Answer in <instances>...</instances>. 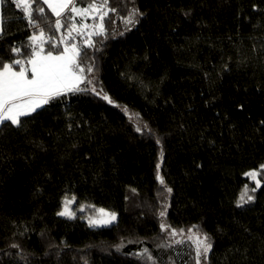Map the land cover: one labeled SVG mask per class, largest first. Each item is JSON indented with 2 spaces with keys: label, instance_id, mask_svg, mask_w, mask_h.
<instances>
[{
  "label": "trees",
  "instance_id": "1",
  "mask_svg": "<svg viewBox=\"0 0 264 264\" xmlns=\"http://www.w3.org/2000/svg\"><path fill=\"white\" fill-rule=\"evenodd\" d=\"M109 3L117 11L91 36L94 46L76 41L93 69L80 86L88 91L0 130V264H196L188 229L212 244L205 264H264V173L255 192L243 175L264 165V0ZM38 7L57 42L45 52H62L57 17ZM133 9L143 15L126 24ZM71 15L62 16L67 32ZM22 17L5 0V62L38 32ZM245 184L254 199L237 206ZM70 195L90 197L116 221L94 227L80 212L58 216ZM161 223L184 229L175 237L183 242L159 247L171 243Z\"/></svg>",
  "mask_w": 264,
  "mask_h": 264
},
{
  "label": "snow or ice",
  "instance_id": "2",
  "mask_svg": "<svg viewBox=\"0 0 264 264\" xmlns=\"http://www.w3.org/2000/svg\"><path fill=\"white\" fill-rule=\"evenodd\" d=\"M12 2L17 9L23 12L22 18L26 19L33 28L38 29V34L34 33L28 37L30 44L24 49L12 46L9 49L12 57L8 62H5L3 57H0V130L5 126L21 127L24 123L21 119L22 117L30 116L37 109L48 104L52 99L65 95L66 93L88 91L86 87L81 88L80 85L92 83L86 76V72L91 73L93 71L92 67L89 66L86 69L82 66L81 57L84 54L82 48L75 43H66V40L75 39L72 36L73 32L82 35V29H86L87 25L78 27L73 23L67 36H62L59 40V43L65 44L63 51L55 55L52 51H48L45 54L43 45L48 42L55 48L57 42L51 35H46L44 28L40 26L35 14H40L42 17L45 9L38 7V5L41 3L47 5L52 14L57 17L55 20V29L57 31L63 26L60 17L66 12L79 15L82 18H86L94 13L95 15H92V18H98L99 24L94 25L93 28L98 30L88 33V36L84 40L86 47L94 46L91 36L104 34L105 17H108L110 12L117 11L116 8L111 7L109 0H93L87 8H77L76 0H12ZM4 3L5 0H0V6ZM137 15L143 14L139 13L137 9H133L125 19V23L134 24L136 22L134 17ZM72 19L74 20L75 16ZM3 35V23L2 19H0V38ZM29 48L30 52L28 51ZM16 66H19V70H16ZM91 91L101 96L108 103H114L106 93H103L102 89L100 92H97L96 88L93 87ZM125 111L127 112L126 108ZM136 131L139 132L141 129L137 127ZM159 167L160 165L157 164V179L163 185L164 180L159 175ZM262 173H264V165H260L259 170H251L243 174L254 181L255 187L251 188L252 192H255L261 187V179L259 177ZM166 191L171 193L172 189L166 188ZM248 191L249 186L245 184L244 192L237 206H241V203L251 202L254 199L253 196L248 195ZM75 199V196L71 200H68L66 197L63 208L57 215L72 218L74 213L71 211L69 205L74 203ZM80 210L83 211V209ZM97 211L99 213L98 217L89 219L90 226H105L112 224L116 220V213L114 212H109L105 209H98ZM160 216L164 217L165 212L161 211ZM160 228L162 232L168 233L171 238V243L162 244L159 247H171L173 243L180 244L183 242L182 240H176L175 237L183 235L185 232L184 229L177 231L165 223H161ZM188 232H192V229H188ZM192 238V236L188 237L190 240ZM196 244V264H201L200 258L207 257V253L212 249V244L207 235L203 238L197 237ZM13 247L17 246L13 245ZM146 252L147 250H145ZM148 258L152 259L151 256Z\"/></svg>",
  "mask_w": 264,
  "mask_h": 264
},
{
  "label": "rangeland",
  "instance_id": "3",
  "mask_svg": "<svg viewBox=\"0 0 264 264\" xmlns=\"http://www.w3.org/2000/svg\"><path fill=\"white\" fill-rule=\"evenodd\" d=\"M77 8H87V7H84L82 5H76ZM92 15H89L88 17L86 18H82L81 16L79 15H75L72 13L71 15V20L73 21V23H75L78 27H81L82 25H88L90 23V21L92 20ZM75 16V19L73 20L72 17ZM61 19V23L63 25V21H62V17H60ZM63 26L60 28L59 32L61 33L60 36H66V34L68 33L67 31L63 30L62 29ZM45 34L47 35V32L44 31ZM34 33H37L38 32H34L32 31V34ZM88 35H85L83 36L82 38V41L85 40V38L87 37ZM76 44L78 45V43L76 42ZM44 46V45H43ZM75 196V202L70 204L69 207L71 209V211L74 213V215H76L78 212L82 213L83 216H84V219L88 222L89 224V219L90 218H97L99 213H98V209H105V208H100V207H96L92 201V199L86 195H70V196H67V199L68 200H71L72 197ZM66 198V197H65ZM65 201V199H64ZM64 205V203H63ZM63 208V206H62ZM80 209H83V211H81ZM62 210V209H61ZM106 211H109V212H113V211H110L108 209H105ZM116 219H117V214H116ZM116 221V220H115ZM24 232H26V227H25V220H24V223H23V226L19 232V234H23ZM189 236H192L193 238L190 240L188 239ZM199 237V238H203L202 234L199 233V232H187L183 235V239H185L186 241H189L187 242V244L189 243L191 249H190V257L196 261L197 257H196V247H197V244H196V238ZM14 259H17V260H23L24 262H27L29 263V261L27 259H23L21 258V256L19 255H13L12 256ZM200 261H201V264H205L206 262V258L204 257H201L200 258Z\"/></svg>",
  "mask_w": 264,
  "mask_h": 264
},
{
  "label": "built area",
  "instance_id": "4",
  "mask_svg": "<svg viewBox=\"0 0 264 264\" xmlns=\"http://www.w3.org/2000/svg\"><path fill=\"white\" fill-rule=\"evenodd\" d=\"M98 24H99V19L98 18L97 19H93L92 18L90 23L87 25V28L86 29H82V33H83L82 35H78L76 32H73L72 36L75 37V39L74 40H71V39L70 40H66V43H68V44L75 43L76 44V41L78 40L79 37H83L85 35H88V33H91V32H94V31L98 30V29H94L93 28L94 25H98ZM66 36H67V34H66Z\"/></svg>",
  "mask_w": 264,
  "mask_h": 264
},
{
  "label": "crops",
  "instance_id": "5",
  "mask_svg": "<svg viewBox=\"0 0 264 264\" xmlns=\"http://www.w3.org/2000/svg\"><path fill=\"white\" fill-rule=\"evenodd\" d=\"M0 19H2V6H0ZM47 52H45L46 54ZM54 55L55 54H58V53H53ZM30 67V66H29ZM16 70H19V69H16ZM81 86V85H80Z\"/></svg>",
  "mask_w": 264,
  "mask_h": 264
}]
</instances>
